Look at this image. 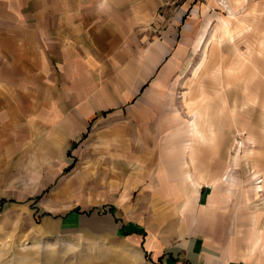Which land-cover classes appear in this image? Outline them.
I'll list each match as a JSON object with an SVG mask.
<instances>
[{
  "label": "rangeland",
  "instance_id": "rangeland-1",
  "mask_svg": "<svg viewBox=\"0 0 264 264\" xmlns=\"http://www.w3.org/2000/svg\"><path fill=\"white\" fill-rule=\"evenodd\" d=\"M235 3L230 8L228 0H217L209 10L212 24H203L201 13L192 21L193 31L203 26L191 48L170 50L169 62L144 67L143 90L128 84L133 98L92 121L72 151L70 168L54 159L32 164L28 177L21 170L0 182V197L7 199L0 209V264H151L127 236L144 235V227L156 224L179 225L183 214L173 205L181 197V208L195 203L192 191L176 195L179 187L195 183L184 179L194 170L195 147L217 139L226 142V157L220 167L213 165L218 178L203 186L212 188V205L228 190L223 202L232 206L222 219L235 232L242 213L233 205L264 198L257 194L264 189L262 176L250 160L264 141V30L257 34L250 18L253 12L264 23V0ZM180 13L168 12L161 33L144 37V60L153 41L176 38L190 21ZM213 55L222 59L216 67L209 65ZM214 69L224 84L216 82ZM205 102L211 104L201 116L207 122H198L195 110ZM126 144L128 150L120 147ZM154 158L158 165L150 164ZM156 171L163 174L159 180ZM125 223L132 224L122 237L116 230Z\"/></svg>",
  "mask_w": 264,
  "mask_h": 264
},
{
  "label": "crops",
  "instance_id": "crops-1",
  "mask_svg": "<svg viewBox=\"0 0 264 264\" xmlns=\"http://www.w3.org/2000/svg\"><path fill=\"white\" fill-rule=\"evenodd\" d=\"M228 1L230 8L237 5ZM216 3L180 0L186 13L180 16L190 21L180 26L176 38L153 41L144 60V37L158 36L166 14L176 12L163 0H0V182L21 170L28 177L32 164L46 165L54 159L70 168L72 151L92 121L133 98L134 88L128 84L137 83V91L143 90L144 67L169 62L165 53L170 50L191 48L203 24H212L209 10ZM199 13L204 22L193 31ZM252 14L254 30L261 35V16ZM208 59L213 67L222 60L215 55ZM214 70L216 82L224 84ZM194 118L207 122L206 117ZM259 144L250 160L264 185V141ZM123 145L128 150L130 144ZM226 147L222 139L196 145L194 170L188 167L190 177L184 176L195 183L179 187L176 194L192 191L195 203L181 208L179 197L173 205L183 214L179 225L156 224L144 227V235L129 237L122 230L132 223H125L116 234L139 243L151 264H264V198L261 203L233 205V211L242 213L235 232L222 219L232 206L223 202L230 196L228 190L220 203L207 202L212 188L204 187L209 186L205 181L218 178L213 165L223 164ZM150 164L158 165L159 160ZM162 175L156 171L153 177L159 180ZM261 191L258 196L264 195Z\"/></svg>",
  "mask_w": 264,
  "mask_h": 264
},
{
  "label": "built area",
  "instance_id": "built-area-1",
  "mask_svg": "<svg viewBox=\"0 0 264 264\" xmlns=\"http://www.w3.org/2000/svg\"><path fill=\"white\" fill-rule=\"evenodd\" d=\"M180 0H163V5L170 7L171 9L185 13V10L179 5Z\"/></svg>",
  "mask_w": 264,
  "mask_h": 264
},
{
  "label": "bare ground",
  "instance_id": "bare-ground-1",
  "mask_svg": "<svg viewBox=\"0 0 264 264\" xmlns=\"http://www.w3.org/2000/svg\"><path fill=\"white\" fill-rule=\"evenodd\" d=\"M215 73V72H214ZM221 76V75H220ZM224 87V86H223ZM209 107H211V104L210 103H204V105H202V106H198L197 108H196V115L199 117H201L202 116V114H205L206 113V109L208 110L209 109Z\"/></svg>",
  "mask_w": 264,
  "mask_h": 264
},
{
  "label": "trees",
  "instance_id": "trees-1",
  "mask_svg": "<svg viewBox=\"0 0 264 264\" xmlns=\"http://www.w3.org/2000/svg\"><path fill=\"white\" fill-rule=\"evenodd\" d=\"M104 113V112H103ZM33 199L36 201L37 199H38V195L37 196H35V197H33ZM7 201V199L6 198H4V197H0V209L2 208V206H3V204L5 203ZM74 212H78V208L76 207V208H74V209H72Z\"/></svg>",
  "mask_w": 264,
  "mask_h": 264
}]
</instances>
